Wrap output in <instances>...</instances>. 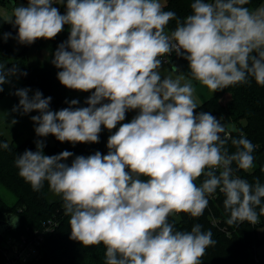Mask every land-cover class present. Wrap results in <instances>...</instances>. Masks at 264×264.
<instances>
[{"label": "clouds", "instance_id": "obj_1", "mask_svg": "<svg viewBox=\"0 0 264 264\" xmlns=\"http://www.w3.org/2000/svg\"><path fill=\"white\" fill-rule=\"evenodd\" d=\"M64 2L28 0L13 7L6 22L18 28L22 45L54 39L69 26L52 64L64 87L91 92L87 107L73 99L53 111L50 96L37 90L30 97V89L21 88L12 111L38 112L31 117L37 137L51 134L73 145L98 143L102 126L110 132L120 126L108 137L106 155H78L71 164L65 161L72 152L45 155L38 139L35 151L16 156L18 175L34 192L48 183L69 217L70 239L84 247L103 244L105 264H202L217 243L212 231L199 223L179 230L170 217H201L219 191L228 225H256L264 216V184L236 174L253 168L257 145L242 131L233 138L210 112L196 113L201 105L193 81L212 93L251 80L264 87V7L193 0L191 14L180 18L160 0H66L62 15L52 5ZM171 21L175 29L166 32ZM172 53L187 60L190 78H161V58ZM17 73V65L0 64V92ZM130 110L138 114L121 123Z\"/></svg>", "mask_w": 264, "mask_h": 264}, {"label": "trees", "instance_id": "obj_2", "mask_svg": "<svg viewBox=\"0 0 264 264\" xmlns=\"http://www.w3.org/2000/svg\"><path fill=\"white\" fill-rule=\"evenodd\" d=\"M28 3V0H0V4L16 5L17 2ZM193 0H165L164 10L174 11L178 17L183 18L191 14V3ZM208 2V0H204ZM264 0H250L245 5L249 9H256ZM63 14L66 13V0L63 4H57ZM175 21H171L165 31L170 32L175 29ZM18 28L12 23L6 22L0 16V64H4L6 69L17 65L19 73L26 72L27 75H20L23 85L29 88L34 94L39 90L44 97H51L50 109L58 111L69 104L73 99L79 101L78 107H87L85 100L91 92H80L64 87L57 79V69L53 64L55 51L58 45L64 42L59 36L54 39H37L31 45H25L21 52L14 49ZM11 33L5 40L4 35ZM45 51L48 55L40 65H34L31 57L35 52ZM173 61L179 62V72L190 78L188 62L176 54ZM4 89V85L2 86ZM5 89L0 92V100L5 98ZM228 96L227 103L224 96ZM200 112H210L214 117H218L225 125L226 129L232 131V137L238 138L242 131L246 137L257 145L253 155L255 157L254 166L249 171L237 172L241 178L247 179L250 183L254 178H259L264 184V166L261 157L264 156V87L258 86L254 80L249 84L230 86L227 89L217 91L198 109ZM138 112H127L125 120L121 123L130 122ZM111 132L104 129L99 134L98 143H77L59 142L53 135L54 142H45L43 152L45 155H57L62 151L73 153L67 161L71 164L75 156H89L99 151L106 155L108 152V137ZM234 126V127H233ZM222 135V134H221ZM7 142L9 149L0 148V184L16 197V203L9 205L4 199H0V222L7 220L8 216L15 218L18 222L17 228L9 229L5 234L10 233L15 236L19 234H33L36 230H42L43 225L48 220L56 218L59 222L58 228L47 235L45 243L40 248V258L38 264H105L106 249L103 244L84 247L79 242L70 239L71 230L69 217L65 215L61 197L50 190L48 183L39 192H34L30 184L26 183L19 175L15 167V158L27 150H36V144L32 140L15 145L2 133H0V143ZM227 147L230 152L236 149L228 142ZM235 168V165H233ZM203 177L197 179L199 185ZM217 199L209 200V205L204 214L199 218H192L190 215L181 213L179 216L170 217V221L175 223L179 230L190 231L194 224H201L202 230H211L213 239L217 241L215 246L206 249L202 257V264H264V257L258 256L257 249L264 242L258 238V230H264V216L260 217L256 225L247 222L239 226L228 225L226 220L229 214L223 207L224 196L217 191ZM258 211V209H257ZM213 219L218 221V225L213 224ZM0 264L3 258L0 253Z\"/></svg>", "mask_w": 264, "mask_h": 264}, {"label": "rangeland", "instance_id": "obj_3", "mask_svg": "<svg viewBox=\"0 0 264 264\" xmlns=\"http://www.w3.org/2000/svg\"><path fill=\"white\" fill-rule=\"evenodd\" d=\"M163 1L160 0L162 5H163ZM18 6H27V3L25 4L24 2L19 1V2H17L16 5L11 4V5L3 6L0 4V16L3 19L7 20V18L12 15L13 7H18ZM260 7H264V2L257 8H260ZM250 10H254V9H250ZM60 13L63 15V13L61 11H60ZM14 46H15L16 51H20L21 49L24 48L25 45L18 43V41L16 39ZM43 55H45V54H43ZM44 58L41 55H35V56L31 57V62L34 65H40L42 62H44V60H45ZM179 67H180L179 62H175V63L171 64V66H168V65L162 63V67H161V69H159L160 74H161V78L163 79L164 76H168V75H171L173 78H175L177 75H181L179 72ZM193 84L196 88L195 97H196V101H197L198 105H202L206 100H208L210 97H212L215 94V92L212 93L209 89H207V87L202 86L195 81H193ZM104 102L107 103V101H104ZM12 106H14V103L12 102V100H10L9 97H6V98H3L2 100H0V121L1 122L3 121V123H4V120L9 118V114L12 112L11 109H13ZM3 107H4L5 111H4ZM130 111L136 113L138 110H130ZM34 112H36V111H34ZM36 115H38V114H36ZM23 117H24V119L22 120ZM21 120H22L23 127H24L23 129H26L25 131H26L27 135L28 136L31 135V137L35 138L37 141L38 139H37L36 133L34 132L35 130L34 131L30 130L31 126L34 129L36 127V125L33 122H31L30 117H28L27 115H21ZM24 140L25 139L17 138L14 141L15 145L21 144ZM39 140H43L44 142H49V143L54 142V138L51 134L48 135L47 137H39ZM261 161H262V164L264 165V156L261 157ZM0 199H2V200L4 199L9 205H14L16 203V197L14 195H12V193L9 192L1 184H0ZM263 236H264V230L259 229L258 230V238L262 239ZM257 253L261 259L264 257V242L262 244H260V246L258 247Z\"/></svg>", "mask_w": 264, "mask_h": 264}, {"label": "built area", "instance_id": "obj_4", "mask_svg": "<svg viewBox=\"0 0 264 264\" xmlns=\"http://www.w3.org/2000/svg\"><path fill=\"white\" fill-rule=\"evenodd\" d=\"M170 56L162 57L164 64L171 66L175 61ZM199 113L200 111H195ZM217 120H221L216 117ZM232 136V131L226 129ZM218 193L209 200L217 199ZM181 214V213H180ZM180 214L176 215L179 216ZM175 216V217H176ZM213 224L218 225V221L213 219ZM59 226L56 218L50 219L43 225L42 230H36L33 234H14L7 233L3 239L0 240V253L3 258V264H38L40 258V248L45 243L47 235L53 233Z\"/></svg>", "mask_w": 264, "mask_h": 264}, {"label": "crops", "instance_id": "obj_5", "mask_svg": "<svg viewBox=\"0 0 264 264\" xmlns=\"http://www.w3.org/2000/svg\"><path fill=\"white\" fill-rule=\"evenodd\" d=\"M163 1V0H162ZM55 4V3H54ZM53 4V6H56L57 4H55L54 5ZM166 3H165V0L163 1V5L162 6H164ZM69 34H70V29H69V26L68 25H65L64 26V29H63V31H61L57 36H59L61 39H63L64 41H66L67 39H68V36H69ZM16 41V40H15ZM14 44H15V42H14ZM14 49H15V46H14ZM22 50V49H21ZM21 50L20 51H17V52H21ZM15 51H16V49H15ZM43 54H45V55H43ZM35 55H41L43 58L46 56L47 57V53L45 52V51H38V52H36V53H34L33 54V56H35ZM45 57V58H46ZM44 58V59H45ZM175 62H178V61H176L175 60ZM174 62V63H175ZM9 83H5L4 84V89H5V98L6 97H9L10 98V100H12V102L14 103V106H16V105H18V103H19V97H17L16 95H14V93H15V91L17 90V89H21V88H27L26 86H24L23 85V80L21 79V77H20V75L17 73L16 75H14V76H10L9 78ZM33 95V93L31 92V90L29 91V96L31 97ZM224 99H225V102L227 103V100H228V96L226 95V96H224ZM207 101V100H206ZM204 104V103H203ZM202 104V105H203ZM5 105V104H4ZM14 106H12V107H14ZM201 107V106H200ZM199 107V108H200ZM198 108V109H199ZM3 109H4V107H3ZM197 109V110H198ZM12 110V109H11ZM197 110H195V111H197ZM4 111H5V109H4ZM138 112V111H137ZM36 114H38L39 115V113L38 112H30V113H28V114H26L28 117H30V119H31V117L32 116H34V115H36ZM13 119H16L18 122L16 123V124H12L11 123V121L13 120ZM24 119V117L22 118V120ZM22 120H21V113L20 112H11L10 114H9V118H7L6 120H4V123H3V121L1 122L0 121V133H2L6 138H8L10 141H15L17 138H19V139H25L23 142H25L26 140H32L33 142H34V144H36L35 143V141H36V139L35 138H33V137H31V135L30 136H28L27 135V133H26V129H23L24 127H23V123H22ZM26 122V121H25ZM31 122H33L32 120H31ZM27 123V122H26ZM31 126V125H30ZM32 127V126H31ZM30 127V130L31 131H34V128L32 127L31 128ZM35 132V131H34ZM37 139H39V137H37ZM22 142V143H23ZM15 143V142H14ZM45 143V142H44ZM261 163H262V161H261ZM263 165V164H262ZM264 166V165H263Z\"/></svg>", "mask_w": 264, "mask_h": 264}, {"label": "water", "instance_id": "obj_6", "mask_svg": "<svg viewBox=\"0 0 264 264\" xmlns=\"http://www.w3.org/2000/svg\"><path fill=\"white\" fill-rule=\"evenodd\" d=\"M58 9H60V7L58 5L54 6ZM15 223V226H13V224ZM18 226V222L15 218H12L11 216H8L7 220L4 222H0V240L3 239L5 233L11 229V228H17Z\"/></svg>", "mask_w": 264, "mask_h": 264}]
</instances>
